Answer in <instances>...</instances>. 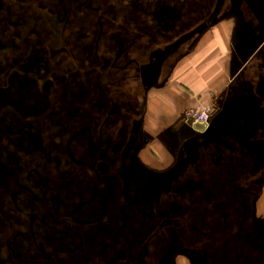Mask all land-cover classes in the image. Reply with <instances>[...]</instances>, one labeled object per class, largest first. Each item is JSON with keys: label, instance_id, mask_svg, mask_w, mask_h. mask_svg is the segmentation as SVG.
Here are the masks:
<instances>
[{"label": "flooded vegetation", "instance_id": "af4514ba", "mask_svg": "<svg viewBox=\"0 0 264 264\" xmlns=\"http://www.w3.org/2000/svg\"><path fill=\"white\" fill-rule=\"evenodd\" d=\"M233 3L243 18L254 9L251 30L264 27V0H0V264H145L166 228L200 235L219 264H264V152L253 150L264 128L232 135L216 101L209 126L193 128L186 107L166 172L181 184L202 176L203 188L172 217H157L169 198L148 175L162 174L138 158L147 90L169 75L176 46ZM253 57L244 75L260 69ZM128 207L149 220L136 226Z\"/></svg>", "mask_w": 264, "mask_h": 264}, {"label": "crops", "instance_id": "0c3cea01", "mask_svg": "<svg viewBox=\"0 0 264 264\" xmlns=\"http://www.w3.org/2000/svg\"><path fill=\"white\" fill-rule=\"evenodd\" d=\"M238 28L232 30L227 22L210 23L196 39L176 46L169 75L158 87L149 88L146 93L142 117V134L146 140L138 154L144 167L165 174L180 156L175 128L186 107L214 101L224 107L229 77L233 79L241 71L244 74L243 64L264 46L263 25L249 31L241 28L243 33L240 32L239 41L236 38ZM254 31L263 34L257 41L249 38ZM231 34L235 39L231 40ZM231 133L238 135L234 129Z\"/></svg>", "mask_w": 264, "mask_h": 264}, {"label": "rangeland", "instance_id": "374dc122", "mask_svg": "<svg viewBox=\"0 0 264 264\" xmlns=\"http://www.w3.org/2000/svg\"><path fill=\"white\" fill-rule=\"evenodd\" d=\"M234 1V0H233ZM240 4V2L238 3ZM238 4L233 3V10H230L229 12H226V14L223 16V20L220 22H227L230 24L232 30L237 29L238 35L241 30H251L253 29L254 21L253 14L254 9L246 10V14L244 15V18L242 17L241 11L239 12V6ZM250 5H252V1L249 2ZM228 3H226V11H228ZM256 10V9H255ZM255 14V13H254ZM252 20V22L250 21ZM211 24L214 23V21H210ZM257 22V21H256ZM242 28V29H241ZM241 29V30H240ZM256 29V28H255ZM236 32V31H235ZM236 32V33H237ZM243 33V32H242ZM260 33V34H259ZM234 34V33H233ZM231 34L229 36L231 40L235 39V36ZM262 32L260 31H254L249 35V38L254 39V41H257V39L261 38ZM237 38V36H236ZM238 39V38H237ZM256 39V40H255ZM253 41V40H252ZM253 62H256L260 64V69L258 67L255 69H248L247 65V71L245 75L242 73V71L235 76L233 79L229 77V87L227 88V92L224 93V107L222 108L221 113L216 118L217 121H228V125L231 129H234L235 132H237L238 135L243 136V140L247 141L250 138L253 137V130H261L260 133L263 131V125H264V104L263 108L259 106L260 103L259 100L264 98V46L258 49V54L253 57ZM258 69V70H257ZM164 71L168 70L166 67H163ZM244 72V71H243ZM247 74V75H246ZM250 75V76H249ZM250 80H249V79ZM251 81L254 83V89L251 88L248 81ZM260 98V99H259ZM258 101V102H257ZM255 102V103H254ZM264 102V100H263ZM192 107V106H191ZM189 107V108H191ZM228 127V128H229ZM230 129V130H231ZM191 139V138H190ZM189 141H193L190 140ZM257 141V146L253 148V150H257L260 154V152H264V140L259 135L258 138L254 139ZM243 141V142H244ZM188 146H189V142ZM194 143V142H192ZM243 144L242 146H244ZM185 153L182 152L181 158L186 157L187 155H192L190 151H194V148L190 146L185 148ZM245 149L250 151L249 147H243V150ZM249 154V153H248ZM252 154V153H251ZM264 157V155H263ZM261 158H259L257 162V167H261L264 165L263 159L260 161ZM250 165H253L251 163ZM115 176H117L115 174ZM183 177V176H182ZM177 177L174 178L172 175L170 176L169 172H166L162 175H148L149 182L156 184V189L153 191V193H160V199L163 201L169 198V204L162 206L161 208H157L156 215L158 218H161L163 216L165 217H172L173 213H178V211L183 210V205L180 204V198L185 199L186 202L190 198L196 197L195 195L192 196V192H197L202 190V186H200V183L202 181V176H194L190 175L189 178H185L184 184H181V178ZM180 180H179V179ZM168 188L170 189L168 191ZM172 188V189H171ZM166 190V191H165ZM137 193V192H136ZM263 196L260 197L259 203L257 204V222L256 224V238L258 242H261L262 237L264 236V187H263ZM176 196V198H170L172 196ZM183 195V196H182ZM179 196V197H178ZM192 196V197H191ZM198 196V195H197ZM134 198H137L139 200V196L136 195ZM198 198V197H197ZM171 202V203H170ZM160 205V203H157ZM131 206H134L132 204ZM182 206V207H181ZM134 208V209H133ZM177 209V210H176ZM134 210V211H133ZM148 210V209H145ZM133 211L137 214V222L134 223L136 226H139L138 221H148L149 218L147 217V213L145 211H141L139 207H132L129 209L128 212ZM177 212V213H176ZM124 214V213H122ZM122 219V218H121ZM125 221V218L122 219V221ZM142 223V222H141ZM140 223V224H141ZM138 224V225H137ZM163 235L159 236L157 239H154L152 243L148 245L149 247V255L145 258L144 263L145 264H219L221 256L219 255L218 251H209L207 248H205V245L202 243V237L199 235H191L193 238L189 241L185 240V233L183 230L179 229H163ZM253 239V238H252ZM158 243L161 244L160 248L156 251L155 247L153 245H157ZM239 262V261H238ZM234 264H237L234 262ZM239 264H241L239 262Z\"/></svg>", "mask_w": 264, "mask_h": 264}, {"label": "built area", "instance_id": "2783aa9c", "mask_svg": "<svg viewBox=\"0 0 264 264\" xmlns=\"http://www.w3.org/2000/svg\"><path fill=\"white\" fill-rule=\"evenodd\" d=\"M215 113L212 104H199L184 111V122L189 126H199L205 129L210 124V119Z\"/></svg>", "mask_w": 264, "mask_h": 264}, {"label": "water", "instance_id": "95a60500", "mask_svg": "<svg viewBox=\"0 0 264 264\" xmlns=\"http://www.w3.org/2000/svg\"><path fill=\"white\" fill-rule=\"evenodd\" d=\"M236 36H237V40L239 41V35H238V32L236 33ZM242 56H244V54L242 55ZM243 59H245V57H243Z\"/></svg>", "mask_w": 264, "mask_h": 264}]
</instances>
